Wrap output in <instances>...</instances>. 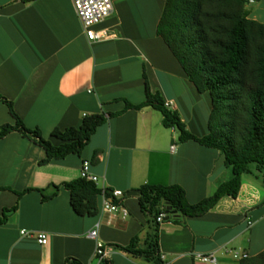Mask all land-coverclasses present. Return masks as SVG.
Returning <instances> with one entry per match:
<instances>
[{
  "label": "crops",
  "instance_id": "crops-1",
  "mask_svg": "<svg viewBox=\"0 0 264 264\" xmlns=\"http://www.w3.org/2000/svg\"><path fill=\"white\" fill-rule=\"evenodd\" d=\"M146 3L116 0L114 14L97 27L110 37L90 42L71 0H0V98L12 104L24 125L49 140L55 129L79 127L87 116L107 118L81 156L47 164L40 163L46 153L33 138L13 132L0 140V219L7 216L0 222V264H100L95 241L88 238L98 222L109 264H153L122 249L133 241L144 249L152 232L137 191L144 185H177L195 204L233 178L218 151L181 142L176 128L163 125L159 111H124L127 103L146 101L148 86L173 104L170 110L189 132L208 133L210 101L205 98L199 111L206 96L157 35ZM165 3L158 0L160 14ZM247 10L249 19L264 24V0ZM15 122L0 102V128ZM85 161L101 190L123 192L127 218L119 214L110 221L101 212V197L96 216H79L64 189L42 200L39 190L80 179ZM251 169L237 198H223L205 216L166 215L158 233L163 264H203L193 254L215 251L218 264H239L222 255L223 247L249 258L264 252V182ZM22 231L45 232L48 244L23 237Z\"/></svg>",
  "mask_w": 264,
  "mask_h": 264
},
{
  "label": "trees",
  "instance_id": "trees-1",
  "mask_svg": "<svg viewBox=\"0 0 264 264\" xmlns=\"http://www.w3.org/2000/svg\"><path fill=\"white\" fill-rule=\"evenodd\" d=\"M247 0H166L156 24V33L182 67L188 80L210 101L208 133L198 137L187 130L179 115L165 106L159 93L146 86V101L126 104L124 111L151 107L163 116V125L176 128L181 142L194 141L218 151L233 178L222 184L213 196L192 204L185 190L177 185H144L138 192L141 211L149 218L152 232L144 249L136 241L124 251L153 264H163L159 254L158 233L161 214L199 218L209 213L223 198H237L242 177L253 173L264 182V24L249 19ZM8 105L15 125L0 128V140L13 132L33 138L46 153L40 163L81 156L97 129L107 118L96 114L83 118L79 127L55 129L49 140L38 130L28 129ZM115 114H110L109 117ZM118 115V114H116ZM253 166V167H252ZM61 189L69 192L70 204L79 216H96L102 190L83 178L39 190L43 201L54 198ZM30 191V190H28ZM113 191L106 190L110 196ZM6 210L5 212H8ZM4 214L0 222L6 219ZM78 264V263H73ZM101 264H109L107 260ZM239 264H264V252L241 260Z\"/></svg>",
  "mask_w": 264,
  "mask_h": 264
},
{
  "label": "built area",
  "instance_id": "built-area-1",
  "mask_svg": "<svg viewBox=\"0 0 264 264\" xmlns=\"http://www.w3.org/2000/svg\"><path fill=\"white\" fill-rule=\"evenodd\" d=\"M75 13L81 22L86 36L90 42H97L107 40L110 35L107 30H97V27L102 25L106 20H108L115 12L116 0H71ZM249 5L255 4L259 0H247ZM165 106L169 109L173 107L172 103H165ZM173 131L175 128H172ZM91 164L88 161L83 163L81 178L88 182L97 185L98 177L91 173ZM102 207L101 212L108 214L110 216V221L117 218L119 214L125 219L128 217L129 213L123 205L124 194L121 191L114 190L110 196L106 194V190L102 189ZM165 214H161L157 222L162 223ZM109 221V222H110ZM251 225V223L249 224ZM99 228L100 223L98 222L96 226L88 233V238L95 241V257L99 260L101 264L108 258V253L105 250L104 243L99 239ZM21 236L27 238H35L38 244L47 245L49 236L45 232H27L22 231ZM222 255L230 257L233 261L240 262L241 260L248 259L249 255L247 253L228 249L226 247L221 248ZM196 261L203 264H218L219 263V253L218 251L210 253H196L193 254ZM162 262L165 258L161 257Z\"/></svg>",
  "mask_w": 264,
  "mask_h": 264
},
{
  "label": "rangeland",
  "instance_id": "rangeland-1",
  "mask_svg": "<svg viewBox=\"0 0 264 264\" xmlns=\"http://www.w3.org/2000/svg\"><path fill=\"white\" fill-rule=\"evenodd\" d=\"M144 1L147 2L145 7H146L147 13L149 14V17L151 19V22L154 26H156L157 18L161 15L159 12L160 9H159L158 0H144ZM189 95L192 96L191 94H189ZM200 96H207V95H200ZM205 98H207V100H209L208 97H204V99L201 100L200 106L198 107L199 111H201V110L203 111V108H205V106L208 102ZM177 134H179V132H177Z\"/></svg>",
  "mask_w": 264,
  "mask_h": 264
}]
</instances>
